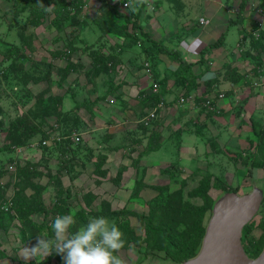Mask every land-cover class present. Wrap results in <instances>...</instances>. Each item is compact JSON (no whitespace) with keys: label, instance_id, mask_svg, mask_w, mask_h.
I'll return each mask as SVG.
<instances>
[{"label":"rangeland","instance_id":"374dc122","mask_svg":"<svg viewBox=\"0 0 264 264\" xmlns=\"http://www.w3.org/2000/svg\"><path fill=\"white\" fill-rule=\"evenodd\" d=\"M195 1L196 0H194V2ZM79 3V5H81V9L80 19L76 25L78 27H67V29L65 30L66 36L69 35L71 37L73 35V31L70 32V30L72 28H78L79 30L75 29V33L80 31L79 36L93 43V45L97 48L99 46V43L103 39L100 41L98 40V34L100 33L96 30L93 20L96 19L95 16L98 13L100 2L98 0H79ZM13 4L14 0H0V45H2L5 40H10L18 43L19 37L17 36V33L19 28H21L24 35H34V38L32 39V47L34 48V50H31L30 52L27 51V54L37 61H44L46 63H48V61L51 62L52 68L50 69L49 77H42L39 80L31 81L26 85L18 84L14 69L8 68V59L4 58V56L2 55L5 48L1 49L0 47V159H2V161L4 160L3 163H6L10 160H13V158H16V161L18 160L21 166L24 165L25 161H30L34 164L37 163V167L35 169V171L37 172L36 175L34 176L32 174H29L28 180H23V182L19 186L17 184H13L15 179L13 180L14 175L12 173L5 172L0 176V184L6 186V192L3 196L4 200L5 196L13 198L17 191V193H20V203H23L25 212L22 213L23 208H21L20 212L16 210L17 208H14L12 202L9 211L3 210L4 212H6L5 217H7V220L4 225H0V264H37L35 257L25 259L24 255L27 254L25 248L30 249L37 244L39 239L44 238L43 236L53 238L51 223L53 221V217L56 216L54 210L57 207H61L65 203H69L70 205H72L73 211H76L79 207L83 208L85 206L84 208L87 209L90 213L89 219L94 216L103 215L109 220L115 222L118 220H121L122 222L126 220L129 221V225L135 232L137 240L135 242H131L128 248L119 249L116 253L124 261V264H163L160 260L154 259L150 256L145 257L141 260V258L143 257L142 252H144L148 247V234L146 232V224L149 220L151 206L150 202H153V199L158 195V188L168 185L172 193L178 191L177 189H179L180 187V182H182L183 178H186L187 174V170H184L183 167H191V165L193 164L194 169L197 166V164L195 163H198V165L201 164L199 165L201 171H204V168L208 166L211 172L222 177L221 182L222 184H224L225 189L230 190L238 186L237 193L240 195L249 192L251 188L255 186L254 184L256 180L254 182L252 181L253 183L250 181L247 183L244 182L245 178L250 180L251 178H253V176H255V174L247 173V171H245L246 173H237L233 162L228 159V152L226 151H224V154L219 157L220 159H222V161L215 156H209L207 158L199 156L200 159L198 158L197 162L195 161L193 156L184 154L183 151H185L189 147H192V143L188 140L181 144L180 151L176 149V146L173 148L166 147L165 149H161L160 151L152 154L151 157L153 158V161L150 157H146L143 159H150L152 162L149 163V167L144 166L143 169L139 168L140 170L138 172V175L142 176L144 174L143 170L146 169L147 174L145 177L147 183L157 187L151 186V188H141L140 190H134V184H131V180H134V177L136 175L134 168H132L131 166H129L128 171L125 172L124 181H121L120 184L117 185V187L112 182V180L110 178L108 179L107 177L102 180H100L99 176L93 177L92 175L86 177V175H91L88 171L85 172L84 176L80 177L81 180L74 182L75 180H77V178H79L78 176L74 180H71L70 178H68V176L62 174V170L66 166V163L61 162V158L66 159L68 157L67 154L62 156L59 153L56 155L54 152L51 157L48 158L47 155H43L44 151L40 147L25 149L18 155L15 153L14 149L12 150V148L6 150L5 145L10 142V138H14V136L16 135L15 132L9 133L10 122L16 117H22L25 112H28L27 110L29 108H33L37 104V101L40 98L42 99L48 98L49 96H57V98H59L58 101H60V99L62 100V102L64 101L61 107L62 111H68L69 105L71 104L72 100H74V102H83L84 104H94V106L104 103L101 101L98 102V100H96L99 98L98 94L100 93H94L93 87L91 86L95 83L99 84L100 78L108 76L107 74L110 71L109 70L106 73H101L99 76L93 77V79H91V55L88 51L77 50L76 53H73L71 59L74 63H79L81 67L77 71L71 72L70 75H68L63 80V78L61 77L62 74L58 73V67L62 68L66 64V60L58 57L54 58L52 52L56 49H63L65 48V46L63 45L61 38L57 39L58 33L50 23L52 14L49 11L46 12L43 18L38 20V23L35 24L33 22V18L28 17L31 16V8L29 6H23V3L20 2L18 4V7L16 8L17 12L14 14L11 12V7L13 6ZM195 5L196 4H193L192 10H194L195 12H199V9H197ZM72 12L74 13L75 9H73ZM235 35H237V30H234L232 28L228 33V37L231 39ZM78 47H83V44H78ZM108 49L110 51H114L116 47L114 45H109ZM248 50L250 51V53H256V51L251 49V47L248 48ZM104 53H109L107 48L104 49ZM140 56L141 59L136 62V65H139V68L142 64L144 66V62L148 59L147 57H149L145 54H140ZM42 68L45 69L44 66H42ZM109 68L111 67L109 66ZM126 68H128V66L122 68L120 74H125L127 72ZM4 69L6 72L10 71L8 78L5 77L6 72H3ZM204 70L205 72H208L212 69H209V67H205ZM114 77L115 75L111 78L114 79ZM252 77H247L246 79L251 81ZM111 78L107 77L106 83H110ZM180 89H182V87H180ZM115 91L116 89L114 91H108L107 94H111L110 96L117 98L119 95L116 94ZM178 92L175 91L173 97H175ZM201 92L202 91H200L199 93L200 95ZM208 94L209 93H207V95ZM61 95H63V98L61 97ZM241 95L245 94L241 93ZM93 98H95V100H93ZM245 102L247 103V100ZM138 103L139 102H137V104ZM218 106L219 107L216 108L215 116H219L223 111L222 108H225L220 107V105ZM82 107L83 108H78L74 111L79 119L64 117L63 123L61 120L57 121L55 117H50L46 120L44 119L45 123L43 122V124L39 118H34L32 116V121H30V124L33 130H36L37 126H39V128H41V130H43V132L45 133L48 130L57 129L59 134L61 133V135H67V137L70 136L73 132H80L83 140V138L85 137L84 128L87 126L89 127V125L91 124L89 123L90 120L88 118H92V113L90 112L91 115L89 114L86 106L83 105ZM142 108L143 107H140V109ZM253 109L254 108L251 106L248 110L243 109V111H238L237 115H240V112L242 111V117L245 116L246 118H248L247 126L250 127L251 130H247V132H245V130L240 131V133L236 132L237 136L244 140V142H242L241 144L244 146V149L238 151L237 153H234L233 155L230 154V159L236 162L239 161V159L242 157L249 158L250 156V158H252L253 156L258 155V153L260 152L259 156L261 157H259L258 160L262 161V164H264V146L262 147V145H264V123H259L255 120L254 117L256 115L254 114ZM100 110L101 109L98 110V115H100ZM68 113L70 116H73V112H71L70 109ZM39 114L42 115V112H40ZM139 115L140 113L137 116ZM240 117L241 116H239V118ZM97 120L100 121V118L97 117ZM260 121H263V119ZM32 132V130L28 131V135H32ZM214 132L215 131H213L212 129H209V132H206L205 130L202 131L203 138L206 139L205 135L207 136V134L209 133V140L213 142V140L216 138ZM9 134L10 138L8 139L7 135ZM44 136H42L41 133L37 134L32 139V141L43 139ZM98 137H100V135H98ZM169 142H171V145H176V142H178V138L173 137ZM73 144L77 145L76 143ZM199 144L200 149L205 145L201 141L199 142ZM200 149L199 152H201ZM242 151L245 153V155L241 153ZM41 161L42 163H40ZM118 161L119 158L116 160V164ZM126 161L128 163L130 162V159H127ZM171 164H178L181 166L179 167L181 168V172L178 174H174V177H170L166 173H163V169ZM227 170L229 174L227 176V179H225L224 175ZM111 174H114V169L111 170ZM112 176L113 175H111V177ZM93 178H97L98 181L100 180V184H96V182L95 186L94 182H92ZM197 180V177L190 179L187 182L186 187H184L183 193L181 192V189V191L179 190L181 193V198L189 205L199 206L207 203L206 200H203L199 196H190L189 192H191L198 186L197 182L199 181ZM58 182L60 183V187H58ZM262 185H264V183ZM222 193L223 192H221L220 190L215 189L213 185H211L207 190V196L214 201H216L222 195ZM33 196H35L36 198H33ZM81 200L83 204H81ZM180 203L181 202H179L178 204ZM32 205L35 209L40 210V212L38 213L37 211H34L32 213H26V208ZM118 210L119 212L115 213ZM98 212L100 214H98ZM210 215L211 212L207 210L203 218V223L205 222L206 224L208 222ZM263 215L264 200L257 215L252 221V232H250L248 238H245L244 241L248 239L250 240L251 237H253L255 240L259 238L263 231L264 225H258V222ZM190 229V225L184 226L180 222V225L176 228V231H180V236L184 237V239L187 240ZM253 238L252 240L254 241ZM183 244L184 242L181 241V245ZM43 254L44 253L41 252V255ZM62 255L63 254L52 252L45 259L39 261V264H64Z\"/></svg>","mask_w":264,"mask_h":264},{"label":"crops","instance_id":"0c3cea01","mask_svg":"<svg viewBox=\"0 0 264 264\" xmlns=\"http://www.w3.org/2000/svg\"><path fill=\"white\" fill-rule=\"evenodd\" d=\"M126 1L129 6L125 9L122 6L119 8L120 11H124L126 14L133 4H144L139 19L143 30L148 32L153 40L165 46L176 48L186 64L196 62L190 68L192 75L195 76L196 86L188 90L189 93L187 94L193 97V103L184 107L177 104L178 96L187 93L188 84L186 82L184 85H176L173 75L168 76L179 68L176 61L171 60L165 54L154 53V55L151 54V57H147L144 66L139 68L136 65V62L141 59L140 54H144L143 48L150 45L149 40L138 41L132 47L116 48L113 53L114 55L115 53L119 54V60L114 68L110 69L108 76L104 75V78H100L99 84L94 82L95 84L91 86L94 93H100L98 94L99 98L96 100L104 103L95 106L92 104L90 109L87 108L89 114L92 113V118H88L91 124L89 127L84 128L83 151L77 156L73 169L75 174H71L64 169L62 174L68 176L71 180L78 176L79 178L74 181L76 182L81 180L80 177L88 171L91 175H86V177L99 176L100 180L107 177L117 185L124 181L125 172L131 166L136 173L134 180H131V184H134L138 174L137 169H143L144 166L149 167V163L153 161L151 157L153 153L166 147L173 148L175 146L180 151L181 144L188 140L192 143V147L187 148L183 153L193 156L195 161L198 162L199 156L203 158L215 156L222 161L219 157L226 151L228 152V159L233 162L237 173H246L245 171L253 173L255 176L252 180H257L258 173L262 169H251L250 164L244 165L241 161L235 162L230 159V156L244 149V146L241 145L244 140L239 138L236 132L251 130L247 126L248 118L242 117L243 109L248 110L252 106L256 115L253 116L255 120L264 123V52L260 55L261 63L258 64L257 70H254L256 60L252 56L257 53L248 54L247 52L250 48L251 36L258 37L259 32L264 30V0H246L243 10L240 9L241 0ZM193 4H196L195 6L199 9V12L192 10ZM200 18L209 19V24H200ZM232 28L237 30V35L230 39L228 33ZM222 35L224 36L222 37ZM121 39L109 38V42L106 44L108 46H105L104 49L107 48L108 50L109 45L115 46L117 43H121ZM215 41H219V43L208 49L203 56L204 61L200 62L201 52ZM244 53H247L248 57H245ZM126 65L128 66L126 68L127 72L123 75L120 74L121 69L127 67ZM205 67L212 70L205 72ZM208 73H211L210 78L205 79L209 75ZM114 75V79L111 78ZM107 77L111 78L110 83H106ZM247 77H252L251 83H247ZM215 78L217 81L213 86L207 87L205 85L209 80ZM152 82L159 84V98L164 101V109L161 110L153 126L146 127L147 130L144 132L135 123V119L139 113V116L143 115L145 109L148 108L145 105V102H147L146 97L154 95L151 93ZM115 89V93L120 97L114 98L110 96L111 94H107L108 91H114ZM175 91L179 92L173 97ZM200 91L204 95L213 92L224 94V98L219 102V105L225 108H222L223 111L219 116L212 115V117H209L204 111H201L199 101L200 96L203 94L200 95ZM241 93L245 95H241ZM137 102L139 103L137 104ZM77 104L80 109L83 108L80 102L72 100L69 109ZM140 107L143 108L140 109ZM99 109H101L100 115H98ZM239 110L242 111L240 115H237ZM73 115L76 114L73 112ZM239 116L242 118H239ZM97 117L100 118V121L97 120ZM262 119L263 121H260ZM209 129L215 131L216 138L214 137L213 142L209 140V133L207 136L205 135L206 139L202 135V131L209 132ZM154 132H157V136L153 140L149 136L153 135ZM173 137L178 138L176 145H171V142H169ZM199 140L205 144L202 147L203 149H200ZM149 142V150L145 151L144 147ZM199 149L201 152H199ZM141 152L144 153L141 156L142 159L140 158V161H137ZM241 153L245 155L243 151ZM102 157L105 158L104 161L101 159ZM146 157H150L152 161L150 159L143 160ZM118 158L119 161L116 164ZM100 159L102 160L100 170H106L107 173L105 177L96 174ZM127 159H130V162L127 163ZM136 162H138L137 166L134 165V163L137 164ZM195 164L197 166L194 169L193 164L191 167H183L184 170H187L186 176L200 177L206 171L211 172L208 166L204 168V171H201L199 168L201 164ZM176 165L181 167L178 164ZM113 169L114 174H111ZM119 169L123 171L120 182L116 184L114 178H116ZM143 172L145 177L147 170L144 169ZM211 173L218 176L213 172ZM228 174L227 170L224 175L225 179H227ZM111 175L113 176L111 177ZM144 180L146 181V177ZM99 181L97 178L92 179L94 184L96 182V184H100ZM81 204H83L82 200Z\"/></svg>","mask_w":264,"mask_h":264},{"label":"trees","instance_id":"16d2710c","mask_svg":"<svg viewBox=\"0 0 264 264\" xmlns=\"http://www.w3.org/2000/svg\"><path fill=\"white\" fill-rule=\"evenodd\" d=\"M100 2V5L98 7V13L95 16L94 25L96 27V30L99 31L100 34H98V40H102L99 43V46L95 48L93 43L83 39L80 35V31L75 33V29L79 30L78 28H72L70 30L73 31V35L70 37L69 35L66 36L65 30L67 27H78L77 22L80 19V9L81 5H79V0H14V4L11 7L12 13H16V8L18 7V4L20 2L24 5H27L31 8V16H28L29 18H33V22L35 24L38 23V20L43 18L44 14L46 12H50L52 14V18L50 20L51 25L56 29L58 33V38L62 39L63 45L65 48L60 50H54L52 52V55L61 59L66 60V64L62 67H58V73L62 74L63 80L70 75L71 72L77 71L81 66L77 62L72 61V55L73 53L77 52V50H83L88 51L91 55L92 59V70L90 73L91 79L93 77L98 76L101 73H106L111 68H114L115 64L119 60V54L114 55L113 51H109V53H104V48L109 42V38H116L121 39V43H117L115 45L116 48L123 49V46H135L137 42H142V40L146 39L150 41V45L147 48H143V52L145 55L151 57V54H165L167 57H169L171 60L176 61L179 64V68L174 71L173 73H170L168 76L170 77L173 75L176 85L182 84L184 85L188 84L187 86V93L188 90L193 89L196 86L195 83V76L192 75V72L190 71L192 64L196 63H185L183 62L180 53L177 51L176 48H171L168 46H165L151 38V35L143 30V26L140 22V15L144 8V4H133V6L130 8V11L126 14L125 12L120 11V6L123 2L126 0H98ZM246 0L240 1V9L243 10L245 6ZM128 8V9H129ZM24 9V8H22ZM73 9H75V12L73 13ZM77 13V15H76ZM43 21V20H42ZM124 21V22H122ZM34 24V25H35ZM23 27V26H22ZM96 31V32H97ZM17 36L19 37L18 43H15L10 40H5L2 45H0L1 49L5 48L2 55L4 58L8 59V68H13L15 72V76L17 77V83L21 85H26L27 83L31 81H37L42 77H49L50 69L52 68V63L48 61V63L44 61H37L31 56L27 54V51L34 50L32 47V39L34 38V35L26 36L24 35L21 28H19ZM224 35H222L223 37ZM82 43L83 47L79 48L78 44ZM219 43V41H215L212 44H209L206 50L201 52L200 55V62L204 61L203 56L208 51V49H211L212 47L216 46ZM250 47L251 49L256 51V55H252L254 59L256 60L254 65V70L258 69V64L261 63L260 61V55L264 52V30H261L259 32L258 37H255L254 35L250 38ZM93 48V49H92ZM248 54L250 53L249 50H247ZM87 53V52H85ZM105 54V55H104ZM245 57L247 56V53H244ZM4 62V60H3ZM29 63V65H28ZM185 64V65H183ZM42 66L45 67V69L42 68ZM109 66L111 68H109ZM139 66V65H138ZM141 67L143 66L140 65ZM46 71V72H45ZM5 73V69L3 70ZM10 74V71H7L5 73V77L8 78V75ZM217 78V77H216ZM216 78L209 80L205 85L207 87H211L216 83ZM93 81V80H92ZM247 83H251L250 80L247 81ZM252 85V84H251ZM218 93V92H215ZM159 94V93H158ZM154 94V95H148L147 102H145V105L148 107L154 106L157 104L160 94ZM203 92H201V95ZM207 94H203L200 99V109L201 111H204L209 117H212V115L216 114L215 108L212 110H208L204 108L201 105V102L205 100ZM19 97V96H18ZM63 98V95H61ZM119 97V96H118ZM59 98L57 96H49L48 98H40L37 101V104L33 108H29L25 112L22 117H16L14 118L9 125L10 132H15L16 135L14 138H10V134L7 135L10 142H8L7 145H5L6 150L12 148V150L15 147H25L30 142H32V139L37 135L40 134L42 136L47 135L39 126H37L36 130H33L30 121H32L31 117L39 118L42 123H45V120L50 117H55V119L64 121V117L68 118H78L76 115L74 117L69 115L68 111H62V100L58 101ZM62 102V103H61ZM59 103V104H58ZM82 105L86 106V108L90 109L91 104H84L83 102H80ZM78 104L75 105L70 110L74 112L77 110ZM42 112V115L39 113ZM45 119V120H44ZM79 119V118H78ZM157 120V119H156ZM43 123V124H44ZM64 123V122H63ZM73 125V124H72ZM76 126V125H75ZM140 128L143 129L145 132L147 128L143 126L142 124H138ZM32 130V135H28V131ZM157 132H154L153 135H150L149 138L153 139L156 138ZM44 136V137H45ZM27 139V140H26ZM141 140V139H140ZM154 140V139H153ZM74 142L68 137L61 142H59L55 146H42L40 147L44 152L43 155H47L48 158L51 157V155L55 152L57 155L58 153L64 156L65 154L68 155L66 159L61 158V162H65L66 166L63 168L64 170L68 171L69 173L73 174V169L75 165V162L77 160V156L80 154L83 145V140L77 145L73 144ZM150 142L144 147V150H149ZM264 145H262L263 147ZM143 150V151H144ZM57 152V153H56ZM260 153V152H259ZM258 155L253 156L252 158H240L239 161L243 162L244 165L251 166V169L258 168L262 169V175L264 177V164L263 162L258 160ZM144 153L141 152V155L139 158H137V161H140L141 156ZM242 156V155H241ZM104 161V157L101 158ZM98 162L99 169H97V175H100L102 177L106 176V170L101 171L100 167L102 164V160ZM4 161V160H3ZM2 159H0V176L7 171L6 166L9 163H12L15 161V173L13 174V184H17L18 186L23 182V180H28L29 174L36 175V167L37 163H31L30 161H25L24 165L21 166L19 161H16V158H13V160H10L6 163H3ZM46 161V160H45ZM42 163V161L40 162ZM134 163L135 166L138 165ZM122 169H119L116 178V184L119 183L121 180L122 175ZM139 172V168L137 169ZM181 172V168L175 164H171L163 169V173H166L168 176L174 177V174H178ZM137 174L136 181L133 185L134 190H140L157 187L152 184H148L144 180V174L142 176H139ZM196 176H186V178H183L182 182H180V187L177 189L178 191L171 192L170 187L168 185H165L163 187L158 188V195L153 199V202L150 206V214H149V220L146 224V232L148 234V247L145 249L144 252H142L144 259L145 257H152L154 259L160 260L163 264H180L181 262L195 256L202 243V239L205 233L206 224L203 223V218L205 216V213L207 210L210 212L212 211L213 205L215 201L207 196V190L208 188L213 185L215 189L220 190L221 192H237V187L233 189H225L224 184L221 182L220 176H215L211 172L206 171L203 174H201L200 177H197L199 182L198 186L194 188L190 193V196H199L203 200H206V204L202 205H189L183 199L181 198V193H183L184 187H186L187 182L194 178ZM252 179V178H251ZM249 180L245 178L244 182H254V180ZM57 180V178H56ZM244 180V179H243ZM243 182V181H242ZM252 182V183H253ZM59 183V182H58ZM118 185V184H117ZM116 185V187H117ZM60 187V183L58 185ZM181 189V190H180ZM180 190V191H179ZM6 192V186L0 184V225H4V223L7 220L6 212L3 211L1 208L2 202L4 200L3 196ZM222 193V194H223ZM35 196H33L34 198ZM36 198V197H35ZM11 202L13 203L14 208L16 207L19 212L21 211V208H23V203H20L21 197L20 193H15L14 197H11ZM181 202L180 204H178ZM11 203V204H12ZM89 203V201H88ZM26 206V205H25ZM85 207V206H84ZM79 207L76 211H73L72 205L69 203H65L61 207H57L54 212L57 215H62L65 213H72L75 215L76 218V225L69 230V233L71 234L76 229H78L83 224H86L89 220L90 213L87 209ZM26 208V207H25ZM26 213H32V212H40V210H37L34 208V206H28ZM91 211V210H90ZM44 212V211H43ZM119 212L116 211L115 213ZM22 213L24 212V208L22 210ZM122 213V212H121ZM126 213V212H125ZM98 214H100L98 212ZM103 214V213H102ZM56 216H52L53 219ZM52 219V220H53ZM253 221V220H252ZM248 223L242 231V244L243 247L247 253V255L251 258L256 257L261 250L264 247V228L256 240L251 237L249 240H245V238H248L253 222ZM180 222L184 226H191V229L189 231L188 239H184V237H181L180 231H176V228L180 225ZM116 224L118 225L120 231L123 233V240L124 245L122 248H128L129 244L131 242H135L137 240V236L133 229L129 225V221L126 220L122 222L121 220L116 221ZM192 224V225H191ZM263 226L264 225V215L261 216L258 225ZM264 227V226H263ZM254 239V241L252 240ZM181 241L184 242L183 245H181ZM248 241V244H247ZM250 242V244H249ZM121 248V249H122Z\"/></svg>","mask_w":264,"mask_h":264},{"label":"water","instance_id":"95a60500","mask_svg":"<svg viewBox=\"0 0 264 264\" xmlns=\"http://www.w3.org/2000/svg\"><path fill=\"white\" fill-rule=\"evenodd\" d=\"M258 175L249 192H225L215 201L198 253L180 264H264V247L251 258L241 240L264 200V177Z\"/></svg>","mask_w":264,"mask_h":264},{"label":"clouds","instance_id":"9594fccd","mask_svg":"<svg viewBox=\"0 0 264 264\" xmlns=\"http://www.w3.org/2000/svg\"><path fill=\"white\" fill-rule=\"evenodd\" d=\"M210 75L205 79L210 78ZM75 225L74 214L57 215L51 223L54 239L43 236L36 245L25 248V259L35 257L39 264V261L55 252L63 254L64 264H124L116 254L123 247L124 240L115 221L103 215L94 216L68 234ZM41 252L44 254L41 255Z\"/></svg>","mask_w":264,"mask_h":264},{"label":"built area","instance_id":"2783aa9c","mask_svg":"<svg viewBox=\"0 0 264 264\" xmlns=\"http://www.w3.org/2000/svg\"><path fill=\"white\" fill-rule=\"evenodd\" d=\"M128 6H129V3L127 1L122 3V7L124 9L127 8ZM209 22H210L209 19H206V18L199 19L200 24L207 25L209 24ZM145 65H147V63H145ZM151 93L155 95L159 93V84L157 82H152V92ZM223 98H224V94L222 92L209 93L206 96L205 100L201 102V105L208 110H212L213 108H215L216 110L217 105H219V102ZM192 103H193V97L185 93H182L177 99V104L179 106L184 107L187 105H192ZM163 106H164V101L161 98H159L156 105L148 107L147 109H145V112L143 115L136 117L135 123L142 124L145 127H152L154 121L160 115L161 110L164 109ZM46 134L47 135L43 139H40L38 141H32L30 142V144H28L25 147H15L14 148L15 153L18 155L22 153V151H24L25 149L33 148V147L39 148L42 146H55L53 144H56V143L58 144L59 142H61L62 140L68 137L76 144L81 142L82 140V136L80 135V133H76V132H73L70 136L67 137V135H61V133L59 134L57 129L56 130L51 129V130L46 131ZM6 168H7L6 172H10L14 174L15 169H16L15 162L9 163L6 166ZM10 205H11V197L9 198L5 196V200H3L2 202L1 208L5 211H9Z\"/></svg>","mask_w":264,"mask_h":264}]
</instances>
